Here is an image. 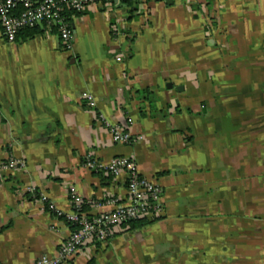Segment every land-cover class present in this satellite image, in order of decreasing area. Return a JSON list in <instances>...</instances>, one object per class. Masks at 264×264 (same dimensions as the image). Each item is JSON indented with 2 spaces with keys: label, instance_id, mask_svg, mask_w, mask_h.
Returning a JSON list of instances; mask_svg holds the SVG:
<instances>
[{
  "label": "crops",
  "instance_id": "obj_1",
  "mask_svg": "<svg viewBox=\"0 0 264 264\" xmlns=\"http://www.w3.org/2000/svg\"><path fill=\"white\" fill-rule=\"evenodd\" d=\"M71 33L42 23L10 42L0 25V263L57 255L72 190L89 216L127 201L126 175L87 169L91 155L132 159L162 218L61 264H264V0L99 3ZM12 157L25 166L2 170Z\"/></svg>",
  "mask_w": 264,
  "mask_h": 264
},
{
  "label": "built area",
  "instance_id": "obj_2",
  "mask_svg": "<svg viewBox=\"0 0 264 264\" xmlns=\"http://www.w3.org/2000/svg\"><path fill=\"white\" fill-rule=\"evenodd\" d=\"M101 0H0V25L6 39L15 41L18 32L23 28L35 27L46 24L56 28L61 39L70 45L72 40L71 25L65 20L64 11L72 8L76 11L85 10L99 4ZM117 0H106L111 4ZM20 9V10H19ZM90 104L95 102L89 97ZM130 121V119H129ZM113 140L119 143H129L131 135L119 126H110ZM84 166L89 170H100L118 177L126 175V187L128 197L125 203L109 201L113 209L104 214L88 216L80 211L82 198L73 190L70 192L74 203L73 212L66 217L69 221L79 225V228L70 233L64 244L61 245L57 255L39 258L35 264H61L75 257L84 246L94 245L96 242L107 241L115 231L124 223L139 219L152 214L161 215L163 211L161 203V187L147 178H140L135 162L128 157H116L110 161H102L91 155L84 157ZM25 161L21 158L12 157L1 165V169L9 171L18 167L23 168ZM35 193L33 189L28 190ZM38 199L46 207L55 211L52 203L46 195L39 194ZM56 212V211H55ZM58 215L60 213L56 212ZM3 264V263H0Z\"/></svg>",
  "mask_w": 264,
  "mask_h": 264
},
{
  "label": "trees",
  "instance_id": "obj_3",
  "mask_svg": "<svg viewBox=\"0 0 264 264\" xmlns=\"http://www.w3.org/2000/svg\"><path fill=\"white\" fill-rule=\"evenodd\" d=\"M118 2H119V5H121V6L132 7L135 4L136 0H118ZM99 3H106V0H101ZM112 3L114 4V1ZM85 11H86V9L82 10V11H76V10H74L72 8H67V9H65L63 15L65 16V20H66L67 24L71 25V20L73 18L79 16V15H82ZM35 28H36V26L35 27H31V28H23V29H21L18 32V34L20 32H22L23 30H34ZM84 162H85V160L83 158V163ZM92 171L95 172V173L101 174V175H106L108 177H112V175H110L108 173H105L104 171H100V170H97V169H94ZM139 177L140 178H145L142 175H139ZM127 186L128 185L126 184V187ZM86 207H88V205L86 203L82 202V204L80 205L79 209H80L81 212H85L86 213V209H87ZM49 211H51V210H49ZM51 212L54 213L55 215H57V213H55L54 211H51ZM59 217L61 219H64L68 223V225L70 226L71 232H73V231H75V230H77L79 228L78 224L69 221L66 216L60 215ZM161 218H162V215L152 214V215H149V216H145V217H142V218H139V219H135V220L129 221L127 223H124L122 226H128L130 229H134V228L141 227V226H144L146 224H149L151 222L157 221V220H159ZM101 243H103V242H96L95 244L97 245V244H101Z\"/></svg>",
  "mask_w": 264,
  "mask_h": 264
},
{
  "label": "water",
  "instance_id": "obj_4",
  "mask_svg": "<svg viewBox=\"0 0 264 264\" xmlns=\"http://www.w3.org/2000/svg\"><path fill=\"white\" fill-rule=\"evenodd\" d=\"M168 2L170 3V2H171V0H168Z\"/></svg>",
  "mask_w": 264,
  "mask_h": 264
}]
</instances>
